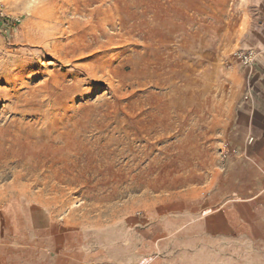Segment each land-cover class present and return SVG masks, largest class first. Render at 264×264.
<instances>
[{
    "label": "rangeland",
    "instance_id": "374dc122",
    "mask_svg": "<svg viewBox=\"0 0 264 264\" xmlns=\"http://www.w3.org/2000/svg\"><path fill=\"white\" fill-rule=\"evenodd\" d=\"M258 8L0 0V210L42 208L121 263L153 219L193 208L245 101L237 51L221 50L249 41Z\"/></svg>",
    "mask_w": 264,
    "mask_h": 264
},
{
    "label": "crops",
    "instance_id": "0c3cea01",
    "mask_svg": "<svg viewBox=\"0 0 264 264\" xmlns=\"http://www.w3.org/2000/svg\"><path fill=\"white\" fill-rule=\"evenodd\" d=\"M253 2L259 26L238 50H221L222 59L256 53L250 67L237 57L245 101L225 127L233 153L205 186H193V208L153 219L119 263L117 245L103 248L42 208L12 204L0 210V264H264V0Z\"/></svg>",
    "mask_w": 264,
    "mask_h": 264
},
{
    "label": "built area",
    "instance_id": "2783aa9c",
    "mask_svg": "<svg viewBox=\"0 0 264 264\" xmlns=\"http://www.w3.org/2000/svg\"><path fill=\"white\" fill-rule=\"evenodd\" d=\"M0 18L1 19H5V15L0 13ZM9 20H7L6 22H8ZM238 58L240 59V61L242 62L243 65L245 66H252L255 63V57H256V53L253 50H240L237 53ZM253 139L251 138L249 140V143H252Z\"/></svg>",
    "mask_w": 264,
    "mask_h": 264
}]
</instances>
